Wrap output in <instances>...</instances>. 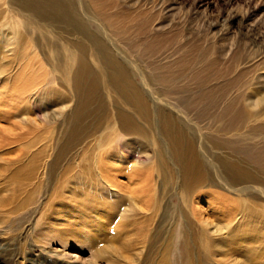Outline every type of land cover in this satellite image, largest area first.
<instances>
[{"label": "rangeland", "instance_id": "374dc122", "mask_svg": "<svg viewBox=\"0 0 264 264\" xmlns=\"http://www.w3.org/2000/svg\"><path fill=\"white\" fill-rule=\"evenodd\" d=\"M147 2L148 0H118V9L121 8V11L112 9L110 12L116 15L118 21L123 20L122 25L120 26L119 21L120 24L112 28L100 27L99 34L104 40L111 43L113 41L114 44L109 45L113 53L130 62L135 72L130 80L146 91L148 97L163 100L167 95L161 93L160 85L148 79L149 70L142 58L139 55L135 57L134 50H127L119 44V41H123L120 38H117L119 41L114 40V35L121 36L120 32L124 30V40L126 38L133 43L137 42V38L140 41L136 45H140L142 34H136L130 21L144 11L141 6ZM159 2L165 10L158 27L163 24L165 28L158 33L164 36H158L156 41L172 37L174 41L167 43L165 48L155 54L153 62L163 65L178 58L184 59L189 64L191 76L199 75L209 82L206 88L201 89L203 91L220 88L228 82L241 81L244 84H240L231 94V98L236 101L234 112L244 110L250 115L254 110L253 103L264 98V89L254 87L251 95V89L245 87L254 77L264 73V0ZM82 15L86 18L85 13ZM232 16L234 19L222 27L223 19ZM17 19L20 25L18 31L22 37L13 46L19 54L13 59L7 71L9 74L4 78L8 79V86L4 89L2 84L0 86V91L5 90L11 98L10 105L0 109L1 114L7 113L9 119L7 122L3 119L0 121V194L6 192L2 198L7 197L11 203L2 213L3 216H0V264H91L88 252L79 249L74 242H82L85 234L89 235L90 232L93 236L99 235L102 240L101 229L91 230L90 221L101 224L99 217L103 218L104 215L93 213L92 218L93 214L79 215L73 202H66L68 196L65 190L71 188L77 191L74 182L78 179L103 187L107 173L114 177L119 188L122 185L132 188L134 184L130 183L129 175L133 172L142 173L149 176V183L155 190L154 199L161 204L156 216L165 214L169 223V219L176 218V210L180 209L179 198L172 192L174 183H179V180L171 172L174 168L166 162L168 157L161 153L162 139L156 131L148 129L147 124L138 118L135 123L146 132L145 137L125 134L120 129L118 122H115L119 100L113 92L105 89L102 82L98 83V88L90 99L92 102L89 100V105L76 109L79 100L72 88L75 70L72 59L77 50L70 46L69 41L58 38L53 27H39L21 16ZM208 24L211 25L209 28L206 27ZM95 29L93 24L90 30ZM225 30L228 31L227 36L216 40ZM177 36L189 42L182 46L179 53H176V42L179 40ZM28 42L30 43L27 44ZM90 65L95 67L93 63ZM48 78L53 80L55 90L61 93L59 95H63L62 98L55 96L53 100L49 99L39 106L29 99V93L32 94L44 85ZM187 81L188 79L183 80V84ZM39 82L42 84L39 85ZM180 85L182 84L178 86ZM198 91L191 90L183 96L191 99L196 97ZM173 101L167 103L171 106L168 109L178 119V127L193 145L198 167L203 173L204 187L201 192H212L248 206L252 220L249 222L250 259L247 263L264 264V172L257 171L244 162L241 156V153L253 155L264 152V110L260 121L249 124L244 130L246 136L252 141H259V144L249 142L251 145H244L240 141H226L218 137L215 126L206 125L215 120V115L205 120L199 111L186 112ZM221 110L222 106L217 108L218 116ZM74 111L78 113V118L73 121ZM151 115H154L152 119L156 121L154 111ZM228 119L229 116L222 119L221 123ZM222 145L226 146L221 148ZM99 147L103 149L99 150ZM143 148L146 149V154ZM118 173L124 177L118 178ZM241 188H246V192L239 195L234 193ZM81 190L86 192L85 189ZM120 196L123 195L120 193ZM207 198L202 202L204 208L209 202ZM62 199L65 203L60 208ZM123 199H127L126 196ZM164 207H167L166 211H163ZM55 211L62 216L54 220L52 230L67 238V250L56 248L55 243L47 245L40 240L37 242V221L42 218L43 221L49 218L50 221L56 216ZM203 216L210 218L212 215L204 210ZM79 220L83 222L80 223ZM78 233H83L82 239ZM244 236L246 237L245 234ZM80 250L84 253H78ZM240 251L239 247L236 253L244 260ZM65 252L76 255V258L63 257Z\"/></svg>", "mask_w": 264, "mask_h": 264}, {"label": "bare ground", "instance_id": "6f19581e", "mask_svg": "<svg viewBox=\"0 0 264 264\" xmlns=\"http://www.w3.org/2000/svg\"><path fill=\"white\" fill-rule=\"evenodd\" d=\"M118 8V0H0V86L2 84L3 89L8 86L6 83L8 79L4 78L9 74L7 71L13 59L19 54L13 46L16 42H20L22 37L18 31L20 25L17 17L21 16L24 20H30L45 29L53 27L57 31L55 34L58 38L65 39V42L69 41L70 46L77 50V54H74L72 59L75 66L72 88L77 96L76 99L79 100L75 108L80 109L86 106L96 92L98 83L102 82L105 89L113 92L119 100L116 106L117 121L115 122H118L120 129L125 134H136L139 138L145 137L146 132L144 133L136 124L138 118L147 124L148 129L156 131L162 139L161 153L168 157L166 162L174 168L171 172L179 180V183H174L172 192L179 198L180 209L176 210V218L169 219V223L166 221L165 214L156 216V211L161 204L154 199L155 190L149 183V176L138 172L130 174V183L134 184L132 188L123 185L119 188L114 177L108 173L104 177L103 187H97L91 182H83V179L76 180L74 183L78 190L73 191L71 188L65 190L68 196L66 202H73L77 213L81 216H91L95 213L104 217H99L101 224L90 221L91 230L101 229L102 240L99 235L93 236L91 232L89 235L85 234L82 239L83 233H78L83 243H74L80 247L79 249L88 252L91 264H248L247 260L250 259L248 234L251 231L249 222L252 220L248 206L212 192H201L204 187L203 173L198 167L199 162L195 157L193 145L182 133L183 131L181 132L178 119L170 113L171 106L168 105L175 100V103L181 105L184 111L197 110L205 120L215 115V120L207 122L206 125L215 126L218 137L226 141H240L246 145L252 142L259 144V141H252L246 136L244 130L249 124L260 121L264 110V98L253 103L254 110L250 115L244 110L234 112L236 101L231 98V94L240 84H244L241 81L228 82L220 88L203 91L201 89L206 88L209 82L199 75L191 76L189 64L184 59L178 58L163 65L153 62L154 55L165 48L167 43L174 41V37L156 41L158 36H164L158 33L165 28L163 24L162 27H158L162 23L161 19L165 10L159 0H148L141 6L144 11L130 21L133 23L132 27L135 28L136 34H142V41L138 45L142 48L136 45L140 39L136 38L137 42L133 41V43L128 42L126 38L124 40V30L120 32L121 36L114 35L115 41H119L117 38L125 41H119V44L127 50H134L135 57L139 55L142 58L146 69L149 70L148 79L160 85L161 93L167 95V98L164 97L163 100L148 97L146 91L130 80L135 74L130 62L119 58L118 54L109 49L113 43L112 39L111 43L99 34L100 27L107 29L120 23V26L122 25L123 20H119V23L116 15L110 12L112 9L121 11V8ZM117 12L116 14H119ZM157 12L159 14H156ZM83 13L86 18L83 17ZM244 17L241 18L244 19ZM231 19H234V16L224 18L221 26L223 27ZM93 24L96 29L90 30ZM209 26L211 25L208 24L206 27L209 28ZM227 33L228 31L225 30L216 40L225 38ZM177 37L179 40L176 42L178 47L176 53H179L183 49L182 46L189 42L184 41L181 36ZM142 60L140 59V63ZM90 62L95 67H92ZM187 79L188 81L183 84V80ZM253 81L257 83L254 84ZM40 84L42 83L39 82ZM179 84L182 85L178 86ZM245 85L249 90L251 89L249 91L251 95L254 87L264 89V73L254 77L248 85ZM55 89L53 80L48 78L44 85L31 92L32 94L29 93V99L40 106L49 99L53 100L55 96L62 98L63 94L59 95L60 92ZM191 90H199L196 97L185 98L183 95ZM10 100V95L5 90L0 91V109L5 108L7 104L10 105ZM221 106L222 110L218 116L217 108ZM247 106H250L249 103ZM153 111L156 121L152 119ZM7 116V113L0 112V121L3 119L7 122L9 120ZM228 116L227 122L221 123L222 119ZM73 117V121L76 120L78 113L75 112ZM199 119L201 120V117ZM108 143L110 144V141ZM225 146L222 145L221 148ZM144 151L146 154V149ZM241 156L244 162L257 171L264 172V152L253 155L241 153ZM117 177L121 179L124 176L118 173ZM81 189H85L86 192L84 193ZM246 190L241 188L234 193L239 195ZM120 193L123 196H120ZM2 195H6V192L0 194V216H3L2 213L11 204L9 199L2 198ZM125 196L127 199H123ZM205 197H208L209 202L204 208L202 202ZM64 203L62 199L60 208ZM166 209L167 207H164L163 211ZM204 210H208L212 216L205 218ZM54 213L56 216L53 215L50 221H48L49 218L37 221V242L40 240L47 245L55 243L56 248L67 250V238L59 236L52 230L54 220L62 216L56 211ZM244 234L248 237L247 240ZM239 247L244 260L236 253ZM78 253L84 252L80 250ZM62 256H67L69 259L76 258V255L67 252Z\"/></svg>", "mask_w": 264, "mask_h": 264}]
</instances>
